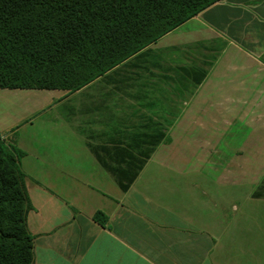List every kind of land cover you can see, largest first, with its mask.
I'll return each mask as SVG.
<instances>
[{
  "label": "crops",
  "instance_id": "crops-1",
  "mask_svg": "<svg viewBox=\"0 0 264 264\" xmlns=\"http://www.w3.org/2000/svg\"><path fill=\"white\" fill-rule=\"evenodd\" d=\"M184 49L194 62L172 61ZM254 137L264 0H217L75 90L0 87V139L24 151L33 264H264V164L245 181L203 163L233 139L263 154Z\"/></svg>",
  "mask_w": 264,
  "mask_h": 264
},
{
  "label": "trees",
  "instance_id": "trees-1",
  "mask_svg": "<svg viewBox=\"0 0 264 264\" xmlns=\"http://www.w3.org/2000/svg\"><path fill=\"white\" fill-rule=\"evenodd\" d=\"M217 0H0V87L75 90ZM21 149L0 139V264H33Z\"/></svg>",
  "mask_w": 264,
  "mask_h": 264
},
{
  "label": "rangeland",
  "instance_id": "rangeland-1",
  "mask_svg": "<svg viewBox=\"0 0 264 264\" xmlns=\"http://www.w3.org/2000/svg\"><path fill=\"white\" fill-rule=\"evenodd\" d=\"M182 52H185V55L183 53L181 54V57L176 55V57L173 58L172 61H174L175 63H180L181 60L183 58H185V60H191L194 62L193 59L196 58L195 54H194L195 53L194 50L189 51L187 49H184ZM152 60L154 61V63L157 62V59L154 56H152ZM185 64H190V63L186 61ZM190 141L197 143L196 146L198 147V138L193 139V140H187V143L189 144ZM229 141L234 144V146L232 148H226L222 143V145L220 146V149H217V152H216V150L214 152L210 151L211 152V153H209L210 155H204L203 156V159H206V158L210 159V156L213 155L212 156L213 161L211 162V160H212V158H211L210 161H206L203 163L204 164L214 163L212 165L215 166L216 168H220V169H223V168L227 167V165H228L236 171V172L235 171L234 172L236 174H238V176H240L241 179H245V181L247 180V175H249V174L252 177L256 176L258 174V171H256L255 169L258 168L261 163L264 164V153L263 154H251V153H248L247 150H244L243 148H237L239 143L242 142V139H233V140H229ZM251 144H253V146H260L262 144L264 145V140L254 137L251 139ZM190 145H193V144L190 143L189 146ZM182 156L189 157L188 154L186 153V151L181 150L179 152V154L172 153L171 158H172L173 162H177V159L179 157H182ZM193 158H195V156ZM248 187H249V185H247V184L245 186L243 184H240L239 186H237V189L247 190Z\"/></svg>",
  "mask_w": 264,
  "mask_h": 264
}]
</instances>
